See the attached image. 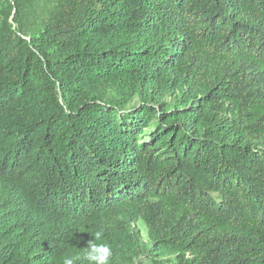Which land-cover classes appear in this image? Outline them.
<instances>
[{"label": "trees", "instance_id": "trees-1", "mask_svg": "<svg viewBox=\"0 0 264 264\" xmlns=\"http://www.w3.org/2000/svg\"><path fill=\"white\" fill-rule=\"evenodd\" d=\"M97 231L111 264H264V0H0V264Z\"/></svg>", "mask_w": 264, "mask_h": 264}, {"label": "clouds", "instance_id": "clouds-1", "mask_svg": "<svg viewBox=\"0 0 264 264\" xmlns=\"http://www.w3.org/2000/svg\"><path fill=\"white\" fill-rule=\"evenodd\" d=\"M104 238L102 231H97L93 239L89 241L85 253L84 260L87 264H111L113 258V251L109 244L101 243ZM77 256L65 255L63 264H77L79 261Z\"/></svg>", "mask_w": 264, "mask_h": 264}, {"label": "rangeland", "instance_id": "rangeland-1", "mask_svg": "<svg viewBox=\"0 0 264 264\" xmlns=\"http://www.w3.org/2000/svg\"><path fill=\"white\" fill-rule=\"evenodd\" d=\"M139 224L142 227V232H141L142 239H143L144 242L148 243L149 241L147 239V235H148L147 228H146L145 224L142 221ZM147 261H148V259L143 258V263L147 264Z\"/></svg>", "mask_w": 264, "mask_h": 264}]
</instances>
